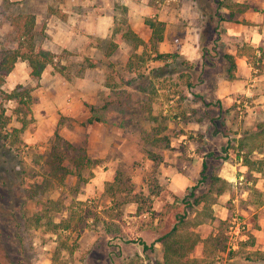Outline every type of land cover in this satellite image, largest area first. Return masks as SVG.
I'll use <instances>...</instances> for the list:
<instances>
[{"label":"rangeland","instance_id":"1","mask_svg":"<svg viewBox=\"0 0 264 264\" xmlns=\"http://www.w3.org/2000/svg\"><path fill=\"white\" fill-rule=\"evenodd\" d=\"M114 1V24L111 30L123 27V21L129 24V8L121 4V0ZM212 1L198 0L204 15L197 22L202 28L199 48L202 53L204 48L207 51L204 56L202 54V61L196 59L192 62L194 68H186L183 64L185 60L190 62V0H142L140 6L135 5L141 8L140 16L143 19L152 16L149 7H171L175 10L171 18L165 14L164 19H173V22H169L167 34L174 38L171 54L176 57H170L165 62L147 53L138 71H129L125 63L133 52L130 44L120 42L107 57L105 51L110 36H87L85 50L67 51L57 48V52L53 51L57 55L54 62L58 67H64L62 72L48 65L39 79L32 80L28 76L29 69L25 62L14 66L0 93V112L4 110L0 116V136L7 135L5 139L0 138V264L161 263V247L149 246L142 250L139 240L143 239L150 245L157 235L154 229L142 228V218L125 215L126 223L118 234L104 232V223L101 221L89 220L88 225L82 229L56 234L50 232L45 223L66 216V207L77 200L85 201L94 211H99L98 205L103 202V181L116 171L131 174L137 186L143 172L151 168V162L145 158L149 150L159 152L162 156L165 152L166 158L170 160L165 163L163 156V163L176 164L183 172L185 169L190 170V163L198 161L200 157L207 161L211 170L219 163L223 164L219 161L225 155L229 157V163H235L233 146L236 140L244 130L255 125L264 113L261 112L263 108L255 103H252L248 111L242 106L227 110L212 95L213 76L223 72L228 65L221 52L220 41L213 39L212 27L217 18L214 21L208 20L216 5ZM63 2L2 0L0 48L16 47V43L10 39L12 26L8 16L30 13L35 17L36 42L51 50L54 43L45 32V19L49 8L60 14L58 5ZM104 9L105 6L98 4L99 13H103ZM147 31L141 35L146 37ZM141 51L140 47L137 52ZM85 58L94 60V66L78 75V69L86 64ZM210 62L213 65L209 66ZM88 71L91 76L98 74L103 81L99 86L81 91L75 81ZM107 78L111 87L106 86ZM19 83L32 89V103L26 113H18L20 109L15 101L3 99V93ZM79 92L83 93L81 97L78 96ZM72 97L79 99L84 106H79L80 109L73 107L75 116H69L65 111ZM243 103L240 102V105ZM22 120L27 122V126L19 134L20 141L12 142L8 134L13 127H20ZM100 134L106 135L105 143L114 142L113 147L102 156L93 150L95 138ZM55 135L65 141V146L58 142ZM54 143L59 145L56 150L62 159L61 164L76 168L78 159H84L86 164L79 166V179L75 174L51 172V148ZM95 148H98L97 145ZM85 158L89 161L86 162ZM261 159L262 163L257 165L261 170L259 178L264 181V157ZM163 177L166 180L164 183H167V175ZM60 180L64 181L63 184L59 183ZM232 185L234 198L238 197L242 188L249 187L250 193L244 196L247 198V203L243 205L245 216L240 211L230 210L227 246L232 245L231 242L238 244L239 233L244 234L243 239L247 238L250 231L244 219L248 217L249 221L255 215V205L250 199L260 198L254 185L247 182L245 177L237 179ZM54 200H60V204H52ZM172 201L171 197L164 195L154 203L155 209L162 208L164 213L169 211L163 216L159 232L163 233L171 227L173 221L186 211ZM234 203L241 206V196ZM37 205L41 206L39 210H36ZM39 215L42 216L37 221ZM234 220L239 221L243 227L236 230Z\"/></svg>","mask_w":264,"mask_h":264},{"label":"crops","instance_id":"2","mask_svg":"<svg viewBox=\"0 0 264 264\" xmlns=\"http://www.w3.org/2000/svg\"><path fill=\"white\" fill-rule=\"evenodd\" d=\"M8 1L21 2L23 0ZM1 2L2 0H0V3ZM141 2L142 0H139V2L136 0L120 1L121 4H124L129 8V26L139 37H141L144 41H147L150 37V30L146 29L144 19L140 16L141 8L135 7V5L140 6ZM49 3L52 4V1H49ZM114 3V0H64L62 4L58 5V8L61 9L60 14H56L54 11L49 12L47 18L45 19V32L51 36V41L54 43L52 47H50L51 50L57 52L58 49L64 48L67 51H82L87 47V36L101 38L110 36L112 31L111 28L114 24ZM212 3H214V1H212ZM219 3H221L217 9L219 16H213L212 19V21H214V18H217L216 21L213 22L214 25L212 27V33L214 35L213 39L220 41V49L221 52H223V55L228 54L233 57L235 69L232 71L233 77L228 78V73L226 70L230 64L227 59L224 58L228 65L225 66L223 72H217L213 76V80L211 81L212 95L215 99L219 100L223 108L227 110H235L239 108V106H242L248 111L250 110L252 103H255V105L258 106L259 104L263 108L261 112L264 113V67L260 69L254 67V61L257 63L256 60H258V57L262 55L263 57L261 63L264 62V0H219ZM236 3L246 5L245 10L238 11ZM98 4H100L102 7L105 6L103 13H99L97 11ZM146 4L147 3L144 5ZM215 6L213 7L214 12L216 11ZM149 8L150 10H148L149 12L151 11L150 14L152 16H155L158 20L164 21L166 24L164 40L158 43L156 48L160 53H171L174 38L168 36L167 32L170 26L169 22H173V19L166 21L164 17L165 14H167L169 15V18H171L172 14L175 13V10L171 7H163L161 9H155L153 7ZM203 16L204 15L200 11L198 0H190V62H195L196 59H199V61L201 59L202 61V50L199 48V37L202 33V28L198 26L197 22H199L200 18ZM38 21L39 19L36 17V23H38ZM145 29L148 30V33L146 37H143L141 34L146 31ZM90 48L92 49V47ZM202 63L204 66V61ZM23 64L25 63L22 61H17L15 66ZM208 65L211 66L213 64L210 62ZM12 72L13 70L7 76L6 83L8 82V79L10 78L9 76ZM77 79L78 80L75 81L76 87L79 86L81 91L88 87L93 88L95 85L99 86L103 81V79L99 77L98 74L91 76L89 71L86 72L82 78ZM205 82H207V80H205ZM90 94H92V92H90ZM82 95L83 93L79 92L78 96L81 97ZM243 101L244 103L240 105V102ZM79 106H82V103L79 102V99L75 100V97H72L66 104L65 111L69 116H75L76 111L73 109V107L78 108ZM82 108H84V106H82ZM104 136L106 135L100 134L99 137H96V141L93 145V150L100 154V156L109 150V148L113 147L112 143L114 144V142L110 143V141L105 143ZM107 136H109V134ZM237 144L238 139L236 140L235 146H237ZM95 145H97V149L95 148ZM254 154L257 155L254 156ZM163 156L165 163L167 160H170L166 158L167 155L165 152H163ZM263 157L264 151L262 148L259 151L252 152L250 156L252 162L247 165L244 164L242 158H234L235 163H229V157L225 155V157L221 158L222 160L219 161H222L223 164L219 163L213 168L216 174L227 182L228 188L223 193L218 195L215 203H213L211 206L214 215L213 220H207L205 222L195 224V214H190V234H192L194 237L195 235L198 237L195 248L190 252V258H194L201 264H204L205 261H208V259H210L207 250L209 247L208 244L205 243V239L209 237L210 234L216 233L217 226L221 220L228 222V218L231 215L232 210L237 212L240 211L245 216V207H243V205L247 203V198L244 196H246V194L247 196L249 195V187H247V189L242 188L238 197L234 198V193H232L233 182L237 179L240 180L243 177L247 179V182H250L254 185L257 195L260 196L258 200L250 199L255 205L254 217L247 221V215V218L244 219V222H246L247 226L249 227V235L253 236L254 238V245L248 246L247 249H259L264 251V181L263 179L259 178L261 170L260 166L257 165V163H262L263 159L261 158ZM145 158L152 164L150 159L147 157ZM203 161H205L204 158L200 157L198 161L193 162L194 164L190 163V170L185 169L184 172L180 171L176 164V166H173L171 164H165L162 161V163L159 165L157 174L158 180L161 184H165L164 186L166 189H168V191H170V193H172V195L177 197V200L174 204H179L184 208V203H182L181 199L188 195L189 189L200 177L199 173L202 169ZM205 162L207 163V161ZM207 166L208 169V163ZM163 175H167V183H164L166 180ZM113 176L114 175H111L110 177L107 176L103 182L112 180ZM132 180L134 181L133 176ZM137 184L138 185L136 186L134 181V185L137 190H142L144 193L148 192L145 183L142 181V176L141 181L139 183L137 182ZM103 186L104 183L102 185L101 195L103 193ZM164 195L171 197L169 193H164L162 197ZM239 196H241V206H239L237 203H234V200L238 199ZM162 197L155 199V201L161 199ZM172 200V202H174L173 198ZM106 203L108 204L109 201L103 197V202L98 205L100 209L99 211H96L99 215H104L103 211L106 208ZM131 207L132 209H129ZM161 209L155 210L157 212L163 211ZM124 211L125 213H133L135 211V205H127ZM168 212H166V215ZM148 220L149 219L146 217H142V228L144 230L154 229V234H157L156 238L150 245H147L143 239L140 240H143L148 248L149 246L152 248L157 246L161 247L160 260L162 261V246L157 241L158 237L162 234V232H159V229H161V222L158 217H156L150 223H148ZM230 245L227 246L228 248L225 252L219 253L222 258L226 257L228 249H236L238 248L239 244ZM142 250L145 249L142 247ZM255 263L256 262H253L251 264Z\"/></svg>","mask_w":264,"mask_h":264},{"label":"trees","instance_id":"3","mask_svg":"<svg viewBox=\"0 0 264 264\" xmlns=\"http://www.w3.org/2000/svg\"><path fill=\"white\" fill-rule=\"evenodd\" d=\"M216 3V11L208 16V20L213 19V16L218 15V7L221 3L219 0H213ZM238 11H243L246 5L236 3ZM52 8H49V12H53ZM8 22L12 26L10 33L11 41L16 43V47L0 48V93H2V86L6 81L7 76L13 70L17 61L25 62L28 66V76L30 79H39L43 71L48 65L54 66L59 72L64 67H58L54 62L57 55L50 49L38 44L35 39V17L30 13H18L8 16ZM144 24L150 30V37L147 41H144L139 37L134 30L123 21V27H114L111 31L110 40L108 41L105 56L110 54L119 46L120 42H126L132 46L133 52L128 57L125 67L129 71H138L140 62L145 59V54H154L153 58L166 61L168 58H175L176 55L171 53H160L156 46L158 43L164 40L165 22L158 20L155 16L144 18ZM142 47V51L138 53V49ZM207 49H203V56ZM224 58L229 62L227 67L228 78L233 77L232 71L235 69L233 57L225 54ZM262 56L258 57L257 63L254 61V67L257 69L264 67V62L261 63ZM86 61V64L84 63ZM84 65L78 69V75H81L83 71L88 67H93L95 61L85 58ZM186 68H194L192 62L183 61ZM191 84L189 83L188 86ZM106 86L111 87L112 84L108 81ZM31 88L24 86L23 84H16L10 91L3 93V99L13 100L16 102L20 112L26 113L30 110L32 103ZM4 110L1 109L0 116H2ZM4 122L3 124H5ZM27 122L21 121L20 127H13L8 134L12 137V142H19V134L26 128ZM7 137V135H1L0 138ZM55 138L64 144L65 141L60 139L58 135ZM264 144V116L258 120V122L252 127L244 130L238 138L237 146H233L236 158H242L244 164H250L251 154L253 151L261 150ZM59 146L54 143L52 146V154L50 163L52 164L51 172L53 174L62 171L63 174H75L78 179L81 176L79 166L86 164L83 162V158L78 159V166L76 168H69L67 164H61L60 155L58 154L56 147ZM61 146V145H60ZM231 147V145H230ZM146 157L152 161L151 168L145 171L142 175V181L145 183L148 192L144 193L142 190H137L130 174H125L122 171H116L113 179L105 181L103 186V197L107 199L109 203L105 205L103 211L104 215H99L93 208L89 207L85 201L77 200L72 204L70 203L67 208V215L62 216L55 221L53 219L48 220L45 224L48 230L54 234L62 231H74L82 229L88 225V221L96 222L101 221L104 223L102 230L104 232H110L118 234L122 231V226L126 221L124 216L142 218L146 217L148 223L153 221L156 217L160 222L163 220V216L166 213L163 211L157 212L153 208L155 199L162 197L164 193H169L174 201L177 197L172 195L166 187L158 180V167L162 163L163 159L160 153L153 151H146ZM86 162L89 161L85 158ZM207 163L202 162V169L199 173L200 177L194 182L189 189L188 195L184 196L181 201L184 203V214L175 219L169 229L164 231L157 239L162 246L163 258L160 264H201L194 258H190V252L195 248V244L198 241V237L190 234V214H195V224L205 222L207 220H213L212 204L215 203L218 195L223 193L227 188V182L218 176L215 170L211 168L207 169ZM63 180L59 183L63 184ZM52 204H60V200L51 201ZM129 204L135 205V211L128 213L124 211L125 207ZM40 205L36 206V210L40 209ZM42 215L36 217L37 221ZM142 221V219H141ZM144 222V220H143ZM229 224L227 221H220L217 226L215 234H210L205 239V243L208 244V256L210 259L205 261L204 264H251L253 262L264 263V251L259 249H247L248 246L254 245V238L251 235H246L245 240L238 242V248L228 249L226 257L222 258L219 253L225 252L227 247V231ZM143 249L148 248L143 240H140Z\"/></svg>","mask_w":264,"mask_h":264},{"label":"built area","instance_id":"4","mask_svg":"<svg viewBox=\"0 0 264 264\" xmlns=\"http://www.w3.org/2000/svg\"><path fill=\"white\" fill-rule=\"evenodd\" d=\"M233 224L235 225L234 226V228L236 229V230H239L241 227H243V226H241V223H239V221H233ZM231 229H232V226H230V229H229V233L231 234ZM232 233H234L235 235H237V232L235 231V230H232ZM238 238H239V240H242L243 238H244V234H242V233H239L238 235ZM231 238V237H230ZM242 238V239H241ZM232 243V245L234 244L235 245V243L234 242H231Z\"/></svg>","mask_w":264,"mask_h":264}]
</instances>
